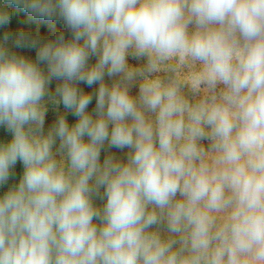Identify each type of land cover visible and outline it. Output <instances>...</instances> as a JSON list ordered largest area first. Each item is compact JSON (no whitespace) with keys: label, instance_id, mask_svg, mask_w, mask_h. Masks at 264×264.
<instances>
[{"label":"clouds","instance_id":"9594fccd","mask_svg":"<svg viewBox=\"0 0 264 264\" xmlns=\"http://www.w3.org/2000/svg\"><path fill=\"white\" fill-rule=\"evenodd\" d=\"M11 3L58 17L71 38L5 33L0 43V127L11 136L0 142V185L17 162L23 168L0 195V264H264V0ZM9 21L0 9V27ZM10 39L36 49L35 61L11 51ZM176 56L200 63L210 89L223 85V102L191 108L175 87L148 79L153 57ZM129 57H146L147 68ZM48 101L77 121L58 115L45 133ZM201 125L219 153L214 169L196 144ZM106 146L128 149L126 160L101 162ZM161 215L178 239L149 231Z\"/></svg>","mask_w":264,"mask_h":264},{"label":"rangeland","instance_id":"374dc122","mask_svg":"<svg viewBox=\"0 0 264 264\" xmlns=\"http://www.w3.org/2000/svg\"><path fill=\"white\" fill-rule=\"evenodd\" d=\"M24 19H25V25L33 24L28 29L29 31L25 32V35L40 32V33H42L40 35L41 41H47L49 38H50L49 40H53L60 33L64 34L65 39L71 38L70 30L68 31V33L60 32V30H58L56 27V29L54 30L55 32L53 31L50 33L49 30L44 31V28L39 27L41 25L42 18L38 17V16H34L30 12L28 14H26V16H24ZM189 30L190 31L193 30L192 26H190ZM63 31H65V30H63ZM35 37H38V36H35ZM18 55L24 56L25 58H28V59L35 61L36 49L31 48V47L18 48ZM154 59H155V57H153V60ZM169 60H170V64H174L173 63L175 61L174 57L169 59ZM89 62L94 64L96 62L95 57L91 58ZM128 63L134 69H146L147 65H148V60L143 61L142 58L133 59V58L129 57ZM179 63H180L179 66H177V67L175 66L174 70H176V68H177V73L180 76L179 79H180V82L182 83V88H183L182 92L185 93V100H184V96L182 93L178 92V95L180 96V98L185 103L187 101V98L189 97L188 101H189V103H191L192 108H195L198 105H210L212 102V98L214 96L216 97V102H218V103L223 102L221 99V94L224 91L223 85H217V87L213 90V89H210L206 84L199 82L200 78L202 76V71H203L202 65L200 63L192 62L190 59L181 60V58H180ZM40 67L42 70H44L46 72V65L41 64ZM156 68L157 67H155V69L150 73V75L148 76V79L161 81L158 78V76H156ZM118 79H119L118 77H113V78L105 77V83L108 85H111L114 82V80H118ZM143 82H144V80L142 78H139V77L133 81L132 87L130 88L131 95H133L134 97H138L139 86ZM57 83H59V82L55 81V80L52 82V84L50 85V91L51 92L54 93ZM162 85L165 87H168V84H166V83H162ZM78 86L80 88H82L86 93H93L98 88V85L93 86V88H88L84 84H80ZM46 100H47V97H46ZM46 107H47V112H46V116H45V133H47L48 129L55 122L58 115H64L66 117V120L68 121V123L70 125L74 124L77 121V118L74 117L70 112L65 110L63 108V105L59 106V112H57L56 106L53 103H51L50 101L46 102ZM94 108H95V106L90 104L88 106V111L92 112ZM146 115L148 116V118L152 122L155 121L154 114L146 113ZM75 118H76V121L74 120ZM184 120H185L186 125L188 123H190V121L188 120L187 113H185ZM184 142L185 141H181V143H184ZM214 144L215 143L204 142L200 145H197V147L202 152V162L205 165H207L210 169H214L216 167L215 161L219 155L218 151L214 147ZM58 145H59V141L57 140L56 147H58ZM128 151H129L128 149H124V150H119V149H115V148L109 149L106 146L105 150H102V152H101V162H103V159L105 158V156H107L109 154L115 156L119 160H122V161L126 160V156H127ZM54 152H55V147H54ZM59 158L60 157L57 156V159H59ZM200 162L201 161H197L196 162L197 165H199ZM102 192H103V189H101V193ZM104 202L105 201L94 198V203L96 206L102 207ZM149 211H155L158 215H160V210L155 209L153 206H149ZM212 215L215 217L217 225H221L225 222V219H226V213L225 212L212 213ZM95 223L99 224L98 221H95ZM166 226H167L166 217L161 215V222L157 225H154L149 231L156 232L157 230H160L159 234L161 235L162 238L178 239V237L167 232ZM162 234H163V236H162Z\"/></svg>","mask_w":264,"mask_h":264},{"label":"trees","instance_id":"16d2710c","mask_svg":"<svg viewBox=\"0 0 264 264\" xmlns=\"http://www.w3.org/2000/svg\"><path fill=\"white\" fill-rule=\"evenodd\" d=\"M0 9H3L8 12L10 15V21L8 24L4 25L3 27H0V43H3V37L5 33L10 34L11 37L15 38L19 33L26 31H29L28 29L33 24L25 25V19L24 16L28 14L29 12H25V10L22 7H17L14 3H11V0H0ZM39 27L44 28V31H48L51 33L53 32L56 27L60 32H66L68 33L69 29L64 25L63 21L59 19L58 17H54L51 20L42 18L41 25ZM32 30V29H31ZM65 30V31H63ZM55 32V31H54ZM42 33H33L26 36H29L33 39L35 38H41L40 35ZM70 34V33H69ZM38 36V37H35ZM50 39V38H49ZM48 39V40H49ZM7 47L10 48L11 51L15 52L18 55V48L14 46L13 39H10L7 43ZM175 61L174 64H170V60H164L161 61L157 58H155L153 61L155 63L156 68V76L161 80V83H166L168 86L175 87L178 92L182 93L185 100V93L182 92V83L180 82L179 75L177 73V68L174 70L175 66H179L180 58L179 56L174 57ZM143 61L148 60L147 58H142ZM144 68V67H143ZM189 97L187 98L186 104L191 107V103H189ZM95 106V100L91 103ZM192 108V107H191ZM76 121V118L74 119ZM202 128H204V131L206 133L205 138L198 139L196 141L197 145H200L204 142H210L215 143L214 140L210 139L207 134L210 133V129L207 125H201ZM11 136L5 131L3 127H0V142L10 141ZM15 173V175L11 176L7 184L0 185V195H3L5 192L9 190V188L15 184L19 183L20 177L22 175V165L20 162H17L16 166L11 170ZM156 232L160 233V230H157ZM163 236V234H162Z\"/></svg>","mask_w":264,"mask_h":264}]
</instances>
